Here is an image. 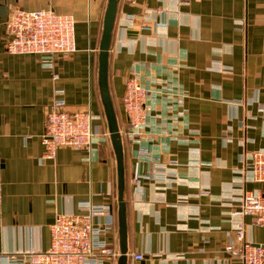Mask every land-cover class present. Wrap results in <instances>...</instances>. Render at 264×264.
I'll list each match as a JSON object with an SVG mask.
<instances>
[{
    "label": "crops",
    "instance_id": "crops-1",
    "mask_svg": "<svg viewBox=\"0 0 264 264\" xmlns=\"http://www.w3.org/2000/svg\"><path fill=\"white\" fill-rule=\"evenodd\" d=\"M107 4L0 0V264L12 253L49 249L57 215L84 214L88 203L114 210L116 231L106 238L121 250L111 137L94 155L66 146L54 159L42 141L59 96L70 110L91 109L110 135L98 75ZM14 8L72 15L76 52L56 55L51 67L38 55L9 53ZM136 71L175 90L159 95L151 118L152 130L162 123L154 155L139 159L138 146L123 140L128 253L144 255L128 256V264H243L225 251L241 225L247 241L264 245V227L233 214L245 190L264 189L241 172L264 149V0H120L109 57L120 127L125 81Z\"/></svg>",
    "mask_w": 264,
    "mask_h": 264
},
{
    "label": "built area",
    "instance_id": "built-area-1",
    "mask_svg": "<svg viewBox=\"0 0 264 264\" xmlns=\"http://www.w3.org/2000/svg\"><path fill=\"white\" fill-rule=\"evenodd\" d=\"M6 50L12 54L38 55L46 66L59 54H72L77 50L76 20L72 15L59 14L53 9L25 10L14 8L6 21ZM166 79L141 75L138 71L125 81L122 107L126 123L120 127L122 139L131 147L137 145L139 159L153 154L160 147L162 123L151 118L161 100L175 90ZM61 94V93H59ZM182 91L175 93L178 107L182 105ZM100 117L90 110H70L65 99L59 96L46 112L45 132L42 137L45 157L54 159L61 147L72 146L94 155L97 144L106 142L109 133L97 121ZM158 137V138H157ZM178 140V134H172ZM158 155V150H155ZM138 171V170H137ZM247 180L264 184V149L255 151L241 171ZM139 174L136 172L134 182ZM3 183L0 165V205ZM84 214H59L50 226L51 245L47 250H29L7 255L8 264H115L121 253L106 237L116 231V214L109 206L88 203ZM233 214L250 217L253 225L264 227V189L245 190L239 208ZM105 218V220H101ZM225 251L238 257L243 264H264V245L247 241L243 226L236 239L225 246ZM135 261L143 260L142 254H130Z\"/></svg>",
    "mask_w": 264,
    "mask_h": 264
},
{
    "label": "water",
    "instance_id": "water-1",
    "mask_svg": "<svg viewBox=\"0 0 264 264\" xmlns=\"http://www.w3.org/2000/svg\"><path fill=\"white\" fill-rule=\"evenodd\" d=\"M119 2L120 0H108L100 42L98 75L101 98L118 163V222L121 249L118 264H128V224L127 202L125 199L126 173L124 145L109 85V57L118 15Z\"/></svg>",
    "mask_w": 264,
    "mask_h": 264
},
{
    "label": "trees",
    "instance_id": "trees-1",
    "mask_svg": "<svg viewBox=\"0 0 264 264\" xmlns=\"http://www.w3.org/2000/svg\"><path fill=\"white\" fill-rule=\"evenodd\" d=\"M126 190V189H125Z\"/></svg>",
    "mask_w": 264,
    "mask_h": 264
}]
</instances>
